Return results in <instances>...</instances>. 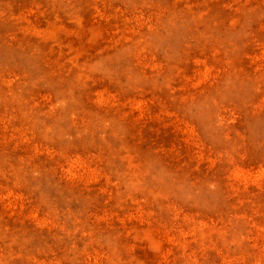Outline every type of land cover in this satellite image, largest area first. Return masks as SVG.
I'll use <instances>...</instances> for the list:
<instances>
[{
    "label": "rangeland",
    "instance_id": "374dc122",
    "mask_svg": "<svg viewBox=\"0 0 264 264\" xmlns=\"http://www.w3.org/2000/svg\"><path fill=\"white\" fill-rule=\"evenodd\" d=\"M0 264H264V0H0Z\"/></svg>",
    "mask_w": 264,
    "mask_h": 264
}]
</instances>
